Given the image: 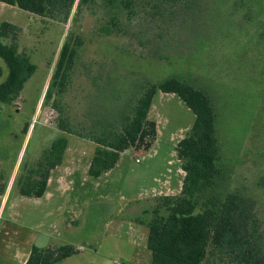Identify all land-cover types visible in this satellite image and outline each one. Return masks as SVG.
Returning a JSON list of instances; mask_svg holds the SVG:
<instances>
[{
  "label": "rangeland",
  "instance_id": "1",
  "mask_svg": "<svg viewBox=\"0 0 264 264\" xmlns=\"http://www.w3.org/2000/svg\"><path fill=\"white\" fill-rule=\"evenodd\" d=\"M75 7L64 23L0 2V21L22 28L19 51L38 66L17 100L0 102V188L12 180L5 200L0 193V264H21V245L32 240L42 248L71 243L79 249L54 264H151L148 227L133 218L155 197L180 193L176 146L196 116L178 95L157 91L149 113L157 122L153 147L128 149L109 172L90 176L97 144L61 130L57 119H91L90 96L112 69L115 80L104 86L127 96L131 85L134 96L171 75L210 95L218 111L222 174L203 199L231 191L248 197L264 236V0H146L141 13L122 21L123 34L111 39L99 31L105 11L100 0L90 32L82 26L91 12ZM68 37L82 41L71 82L61 97L44 102ZM0 66L5 75L1 59ZM61 135L68 148L51 176L67 172L66 187H49L42 198L22 195V179ZM168 179L172 190L165 194Z\"/></svg>",
  "mask_w": 264,
  "mask_h": 264
},
{
  "label": "trees",
  "instance_id": "2",
  "mask_svg": "<svg viewBox=\"0 0 264 264\" xmlns=\"http://www.w3.org/2000/svg\"><path fill=\"white\" fill-rule=\"evenodd\" d=\"M99 0H0L27 12L66 23L74 7H87L96 14ZM103 20L99 31L103 38L111 39L123 34V20H133L143 11L146 0H100ZM75 7V8H76ZM22 28L9 21H0V102L11 104L20 96L26 82L37 71L29 55L19 51ZM82 41L71 37L63 44L52 74L44 102L59 97L71 82V71L76 64ZM114 70L97 82L98 92L92 93L94 115L79 121L69 115L57 119V126L67 132L94 141L97 146L88 174L100 177L113 169L121 154L131 148L149 151L157 137V123L149 117L157 91L178 95L194 112L193 126L182 138L176 152L185 172L178 195L155 197L154 203L142 216L133 218L147 225V245L152 253L151 264H264V236L259 231L256 209L248 197L237 191L224 195L207 192L216 189L222 174L221 147L218 136V111L210 95L179 75L167 76L149 82L138 94L127 96L105 83L115 80ZM124 79V78H123ZM116 96V101L112 97ZM59 101V100H58ZM55 101V102H58ZM55 105V104H54ZM68 137H57L20 183L24 196L42 197L47 190L52 170L63 163L68 148ZM7 183L0 188L4 194ZM79 249L71 243L33 246L27 264H54Z\"/></svg>",
  "mask_w": 264,
  "mask_h": 264
},
{
  "label": "crops",
  "instance_id": "3",
  "mask_svg": "<svg viewBox=\"0 0 264 264\" xmlns=\"http://www.w3.org/2000/svg\"><path fill=\"white\" fill-rule=\"evenodd\" d=\"M157 123V122H156ZM180 164H181V162H180ZM180 171H181V173H179L178 174V176L181 178V184H180V188H179V190H181V188H182V183H183V179H184V176H185V173L183 172V170L180 168L179 169ZM179 171V172H180ZM66 173L67 172H62L61 174H59V175H57V174H54V175H52V176H50V178H49V181H48V187H47V190H46V192L47 191H49L48 189H49V187L50 188H53V190H55L56 192H62L63 191V188H65L66 187ZM171 181L172 180H170V179H168L167 181H165L166 183L164 184V188H165V190H162V192L163 191H165V194H169L168 193V191L169 190H172L171 188H170V186H171ZM11 182H12V180H11V178H10V180L8 181V183H7V186H6V190H5V192H4V194H3V200H5V198H6V195H7V193H8V191H9V187H10V185H11ZM45 192V193H46ZM162 192H159V194H161ZM180 192V191H179ZM45 193H44V195H45ZM43 195V196H44ZM51 195L53 196V192L51 191ZM42 196V197H43ZM42 197H38V198H42ZM70 224V223H69ZM34 245H36V243H34V241L32 240V241H29V243H22V245H21V251H20V263L21 264H27V260H28V258H29V256H30V254H31V251H32V248H33V246ZM51 244H48L47 246H45V247H48V246H50ZM37 246V245H36Z\"/></svg>",
  "mask_w": 264,
  "mask_h": 264
},
{
  "label": "water",
  "instance_id": "4",
  "mask_svg": "<svg viewBox=\"0 0 264 264\" xmlns=\"http://www.w3.org/2000/svg\"><path fill=\"white\" fill-rule=\"evenodd\" d=\"M94 19H95V16L94 15L87 14V16L85 17L83 26H82V30L84 32H89L91 30V27H92V24H93ZM16 110H18V108H16Z\"/></svg>",
  "mask_w": 264,
  "mask_h": 264
},
{
  "label": "flooded vegetation",
  "instance_id": "5",
  "mask_svg": "<svg viewBox=\"0 0 264 264\" xmlns=\"http://www.w3.org/2000/svg\"><path fill=\"white\" fill-rule=\"evenodd\" d=\"M88 14H92V13H88ZM92 15H93V14H92ZM86 16H87V15H86ZM94 20H95V19H94ZM83 23H84V22H83ZM93 23H94V21H93ZM92 27H93V24H92ZM92 27H91V30H92ZM91 30H90V31H91ZM90 31H89V32H90Z\"/></svg>",
  "mask_w": 264,
  "mask_h": 264
},
{
  "label": "built area",
  "instance_id": "6",
  "mask_svg": "<svg viewBox=\"0 0 264 264\" xmlns=\"http://www.w3.org/2000/svg\"><path fill=\"white\" fill-rule=\"evenodd\" d=\"M136 160H137L138 162H140V158H139V157H137Z\"/></svg>",
  "mask_w": 264,
  "mask_h": 264
}]
</instances>
